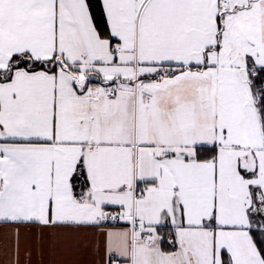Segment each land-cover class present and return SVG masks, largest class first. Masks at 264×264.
I'll return each mask as SVG.
<instances>
[{
	"label": "snow or ice",
	"instance_id": "snow-or-ice-1",
	"mask_svg": "<svg viewBox=\"0 0 264 264\" xmlns=\"http://www.w3.org/2000/svg\"><path fill=\"white\" fill-rule=\"evenodd\" d=\"M83 234L264 264V0H0V249Z\"/></svg>",
	"mask_w": 264,
	"mask_h": 264
},
{
	"label": "crops",
	"instance_id": "crops-1",
	"mask_svg": "<svg viewBox=\"0 0 264 264\" xmlns=\"http://www.w3.org/2000/svg\"><path fill=\"white\" fill-rule=\"evenodd\" d=\"M158 231L166 234L170 229L167 226H161ZM90 239V235H81L80 246L71 249L61 246L55 250H50L45 243L43 255L33 254L31 264H110V258L103 249L94 252L91 246H85V243ZM97 239L102 238L98 237ZM170 243L171 241L162 242L161 247L170 250ZM0 264H11L10 256L3 249H0Z\"/></svg>",
	"mask_w": 264,
	"mask_h": 264
},
{
	"label": "built area",
	"instance_id": "built-area-1",
	"mask_svg": "<svg viewBox=\"0 0 264 264\" xmlns=\"http://www.w3.org/2000/svg\"><path fill=\"white\" fill-rule=\"evenodd\" d=\"M119 258H114V259H112V261H111V264H116V260H118Z\"/></svg>",
	"mask_w": 264,
	"mask_h": 264
}]
</instances>
